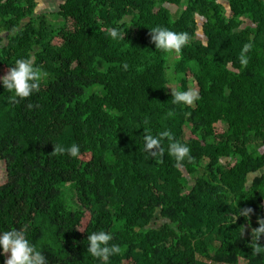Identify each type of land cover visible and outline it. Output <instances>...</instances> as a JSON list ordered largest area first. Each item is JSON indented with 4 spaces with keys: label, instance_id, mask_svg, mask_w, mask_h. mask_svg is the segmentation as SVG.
Returning <instances> with one entry per match:
<instances>
[{
    "label": "trees",
    "instance_id": "trees-1",
    "mask_svg": "<svg viewBox=\"0 0 264 264\" xmlns=\"http://www.w3.org/2000/svg\"><path fill=\"white\" fill-rule=\"evenodd\" d=\"M38 4L0 0V77L29 57L46 74L28 98L0 83V230L27 226L49 264H101L87 251L98 230L121 247L109 264H264L251 236L264 218V0ZM156 26L190 42L157 50ZM169 71L199 100L173 103ZM144 129L170 130L191 159L177 167L167 138L153 157ZM73 143L77 158L52 154Z\"/></svg>",
    "mask_w": 264,
    "mask_h": 264
},
{
    "label": "clouds",
    "instance_id": "clouds-1",
    "mask_svg": "<svg viewBox=\"0 0 264 264\" xmlns=\"http://www.w3.org/2000/svg\"><path fill=\"white\" fill-rule=\"evenodd\" d=\"M110 36L117 38L119 36L118 29H110ZM151 42L157 50L164 52L180 53L181 50L190 42V36L187 32H176L164 26H156L150 30ZM251 45H245L240 56V62L247 65L248 59L246 54ZM125 63L123 68L128 69ZM46 75V74H43ZM41 70L35 66L34 59L24 58L18 59L15 66L9 68L7 74L0 77V83L9 91L14 92L16 98H28L38 91L43 79ZM169 86L171 89L172 102L175 104L193 105L199 100V94L193 89L180 90L173 87V78L171 72L167 73ZM144 147L153 157L163 154L161 141L165 138L169 141V154L175 157L177 167L185 160L191 159V149L184 143L177 141L170 130H165L157 135H152L148 129H144ZM67 153L73 158L80 155V146L73 143L70 147L65 148L62 145L54 144V152L52 154ZM253 214V209L247 208L241 210L239 215L245 218ZM258 228L252 229V243L256 244L254 252H259L261 247L260 241L264 237V218L258 217ZM28 227L23 226L19 229L11 228L8 230H0V249L5 259L3 264H49L44 252L39 250L36 245L28 238ZM114 237L109 231L98 230L88 235V253L98 259L101 264H109L110 258L120 254L121 247L119 244L110 243Z\"/></svg>",
    "mask_w": 264,
    "mask_h": 264
},
{
    "label": "rangeland",
    "instance_id": "rangeland-1",
    "mask_svg": "<svg viewBox=\"0 0 264 264\" xmlns=\"http://www.w3.org/2000/svg\"><path fill=\"white\" fill-rule=\"evenodd\" d=\"M62 2H63V0H38V3L39 4H38V7H37V12L38 13H40V12H47V13H49V12H52V11H56L58 9L59 5ZM172 11H173L174 15H176V16L180 14V10H177L176 8H173L172 7ZM197 38L198 39H201V40H204L203 35H202V33L200 31L198 33V37ZM171 59H172V57H171ZM172 63H173V61L170 60L169 61V64L171 65ZM2 72L3 71L1 69L0 70V74ZM4 75L5 74H3V76ZM172 86L173 87H177L178 86L177 82L173 81V85ZM190 89H193V90H195L197 92V87H194V86L190 85ZM221 126H223V125L221 124ZM188 137H189V133H188V131H186L185 139L187 140ZM262 150H264V149H262ZM2 171L3 170L0 169V182L1 183H4L5 182V173L2 172ZM191 184H192V182L190 183V185ZM186 185H187V183H186ZM64 190H65V188H64ZM66 197H67V201H68L70 207L77 209L78 208L77 199H76V196L74 195V192L72 191L71 188H67V190H66ZM246 230H248L247 227H246ZM239 264H245V263L244 262H240Z\"/></svg>",
    "mask_w": 264,
    "mask_h": 264
}]
</instances>
